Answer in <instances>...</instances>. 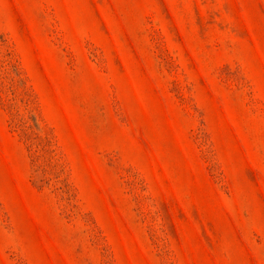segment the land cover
<instances>
[{"label":"rangeland","instance_id":"rangeland-1","mask_svg":"<svg viewBox=\"0 0 264 264\" xmlns=\"http://www.w3.org/2000/svg\"><path fill=\"white\" fill-rule=\"evenodd\" d=\"M0 264H264V0H0Z\"/></svg>","mask_w":264,"mask_h":264}]
</instances>
